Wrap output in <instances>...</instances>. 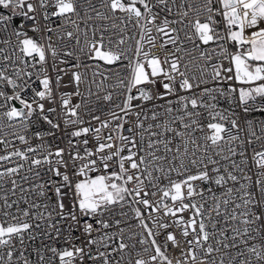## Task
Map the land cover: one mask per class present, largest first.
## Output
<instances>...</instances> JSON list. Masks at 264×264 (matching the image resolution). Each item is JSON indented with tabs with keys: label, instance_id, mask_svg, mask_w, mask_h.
Instances as JSON below:
<instances>
[{
	"label": "snow or ice",
	"instance_id": "obj_1",
	"mask_svg": "<svg viewBox=\"0 0 264 264\" xmlns=\"http://www.w3.org/2000/svg\"><path fill=\"white\" fill-rule=\"evenodd\" d=\"M0 264H264V0H0Z\"/></svg>",
	"mask_w": 264,
	"mask_h": 264
}]
</instances>
